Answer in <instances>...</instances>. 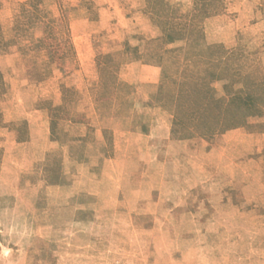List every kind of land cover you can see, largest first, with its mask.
I'll list each match as a JSON object with an SVG mask.
<instances>
[{
    "label": "rangeland",
    "instance_id": "rangeland-1",
    "mask_svg": "<svg viewBox=\"0 0 264 264\" xmlns=\"http://www.w3.org/2000/svg\"><path fill=\"white\" fill-rule=\"evenodd\" d=\"M203 1L0 0V264H264V0Z\"/></svg>",
    "mask_w": 264,
    "mask_h": 264
},
{
    "label": "trees",
    "instance_id": "trees-1",
    "mask_svg": "<svg viewBox=\"0 0 264 264\" xmlns=\"http://www.w3.org/2000/svg\"><path fill=\"white\" fill-rule=\"evenodd\" d=\"M200 2V1H199ZM203 2H205V0L203 1ZM204 4H207V2L206 3H204ZM205 7H207V5L205 6ZM165 12V14H170V11H168V9H167V11H164L163 10V13ZM160 12L158 11L157 12V14H159ZM202 16V15H201ZM169 18V17H168ZM174 32V31H173ZM193 33L197 36L196 38H198V39H196L195 41H194V44L195 43H200V41H197V40H202V36H201V34H200V31H198V28H193ZM174 36V37H173ZM177 38H176V37ZM183 35H182V33H179V32H174L173 33V35H172V37L170 38L169 37V39H173L172 41H176L177 39H181V37H182ZM179 37V38H178ZM201 38V39H200ZM210 48V51L211 50H213V48L214 47H209ZM184 97V96H183ZM211 118H213V119H218V117H217V115H216V117H214V116H211ZM217 123H218V121H217Z\"/></svg>",
    "mask_w": 264,
    "mask_h": 264
}]
</instances>
